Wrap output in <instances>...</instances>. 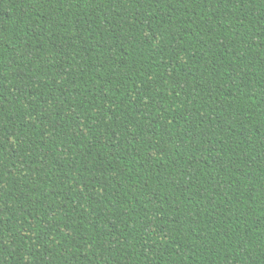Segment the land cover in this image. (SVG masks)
<instances>
[{"label": "trees", "instance_id": "1", "mask_svg": "<svg viewBox=\"0 0 264 264\" xmlns=\"http://www.w3.org/2000/svg\"><path fill=\"white\" fill-rule=\"evenodd\" d=\"M0 264H264V0H0Z\"/></svg>", "mask_w": 264, "mask_h": 264}]
</instances>
